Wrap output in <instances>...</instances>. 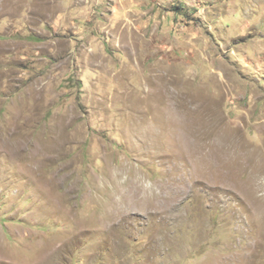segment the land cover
<instances>
[{
    "label": "rangeland",
    "instance_id": "1",
    "mask_svg": "<svg viewBox=\"0 0 264 264\" xmlns=\"http://www.w3.org/2000/svg\"><path fill=\"white\" fill-rule=\"evenodd\" d=\"M0 264H264V0H0Z\"/></svg>",
    "mask_w": 264,
    "mask_h": 264
}]
</instances>
